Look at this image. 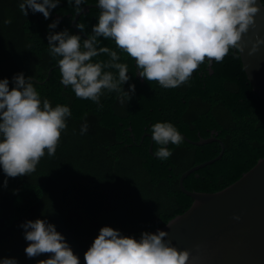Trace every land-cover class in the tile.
Here are the masks:
<instances>
[{
    "label": "trees",
    "instance_id": "trees-1",
    "mask_svg": "<svg viewBox=\"0 0 264 264\" xmlns=\"http://www.w3.org/2000/svg\"><path fill=\"white\" fill-rule=\"evenodd\" d=\"M20 2L0 0V80L11 82L15 74L24 73L32 77L42 99L47 98L53 107L69 106L72 115L55 155L49 157L46 152L35 172L7 178L0 168V258H15L18 264H38L49 258L26 256L28 243L20 225L29 220L47 219L54 224L80 264H85L84 254L101 228L111 227L139 240L142 232L165 226L191 207L193 199L180 189L181 175L215 159L221 144L196 146L183 140L179 146L170 144L172 155L161 160L154 155L160 145L151 139L142 149L129 146L125 131L130 126L140 139L144 127L150 131L156 123H171L186 135L196 125L204 129L206 123L218 132L225 152L219 161L185 179V188L192 192L221 191L264 158V101L253 91L234 50L222 63H213V74L203 64L187 84L175 89H163L156 82L142 85L135 77L134 60L120 53V62L128 64L132 76L129 84L139 89L123 104L116 93L105 90L100 98L103 107L99 108L91 100L76 98L70 86L65 88L60 83L58 58L48 51V26L54 21L60 23L52 31L68 29L77 34L71 27L74 7L61 0L46 20L30 10L24 16ZM92 4L96 0H85L82 7ZM98 15L99 10L91 8L79 17L77 23L85 24V34L91 33ZM6 19L11 24L5 25ZM100 40L101 46L115 49L113 41ZM108 59L102 55L94 61ZM129 84L124 85L125 91ZM132 108L144 115L133 119L129 115ZM85 122L88 131L81 135ZM151 144L153 154L149 152Z\"/></svg>",
    "mask_w": 264,
    "mask_h": 264
},
{
    "label": "clouds",
    "instance_id": "clouds-1",
    "mask_svg": "<svg viewBox=\"0 0 264 264\" xmlns=\"http://www.w3.org/2000/svg\"><path fill=\"white\" fill-rule=\"evenodd\" d=\"M76 16L84 12L85 0H67ZM61 0H22L19 10L24 16L42 14L47 20ZM97 23L87 38L68 29L54 32L59 20L49 27L48 51L57 59L60 83L71 87L76 98L91 100L99 108L105 90L116 93L121 104L130 101L136 85L129 84L127 63L120 62V53L135 61L136 76L156 82L163 89L187 84L200 65L209 68L222 63L230 51L237 54L247 47L244 36L257 27V17L264 10V0H96ZM10 19L3 21L11 24ZM75 27L85 33V24ZM111 40L115 49L101 46ZM264 40L252 43L249 56L255 55ZM107 55L106 61L94 58ZM11 83V87H10ZM129 84L128 91L124 85ZM71 109L53 107L41 98L32 77L15 74L11 82L0 80V168L7 178L29 176L40 160L57 151L62 133L67 129ZM88 131L82 124L80 134ZM153 141L160 145L154 155L167 160L172 152L165 147L179 146L183 137L171 123H156L150 129ZM3 181L7 187L8 179ZM234 219L239 220L236 216ZM28 243L29 259L48 255L38 264H80L66 238L47 219L29 220L21 224ZM168 232H142L139 240L122 235L111 227H103L84 254L85 264H189L191 253L180 251L166 239ZM0 264H18L15 258H0Z\"/></svg>",
    "mask_w": 264,
    "mask_h": 264
},
{
    "label": "water",
    "instance_id": "water-1",
    "mask_svg": "<svg viewBox=\"0 0 264 264\" xmlns=\"http://www.w3.org/2000/svg\"><path fill=\"white\" fill-rule=\"evenodd\" d=\"M91 8H96L95 4L85 6L81 15ZM81 15L72 20L71 27L77 35L87 38L75 27ZM256 19L257 27L244 36L247 47L239 55L248 82L264 101V45H260L255 55H248L253 42L264 40V10ZM217 141L211 139L197 144ZM219 142L221 152L215 159L181 175L180 189L193 199L191 207L151 233L158 229L168 232L166 239L171 240L173 246L191 253L189 264H264V158L238 181L216 193L192 192L184 186L189 175L222 158L225 145ZM236 216L240 219H234Z\"/></svg>",
    "mask_w": 264,
    "mask_h": 264
},
{
    "label": "flooded vegetation",
    "instance_id": "flooded-vegetation-1",
    "mask_svg": "<svg viewBox=\"0 0 264 264\" xmlns=\"http://www.w3.org/2000/svg\"><path fill=\"white\" fill-rule=\"evenodd\" d=\"M134 65H135V61H134ZM203 65V64H202ZM202 65H200V68L202 67ZM136 68V66H135ZM199 68V69H200ZM210 70V73L213 74V71L211 70V68H208ZM136 72H137V69H136ZM141 80L140 83H143L145 82V80L143 79H140L137 77V80ZM138 80V81H139ZM136 89H139L138 87H136ZM186 102V101H185ZM140 114H143L144 113H141L140 111L136 110L135 108H132V111L129 113V115L135 119L137 115H140ZM204 129H202L201 125H196L194 126L192 129H191V132L189 133V135H186L182 132H179L180 135H183L185 136V138H183L184 141H186L187 143L189 144H192V145H196V146H205V145H209V144H212V143H217L219 144L220 140L218 138V132L213 130V129H210L209 126L206 124L203 125ZM203 133L206 135V136H203ZM125 136H127L126 138V141L129 142V146L130 147H134V148H137V149H142L141 147H143L145 144H146V140L147 139H151L152 142L153 139H152V133L149 131V127H144V132L141 136V139L136 135V133L134 132V129L132 126L128 127L127 128V131H125ZM196 137V139H194ZM211 139H217L218 141L217 142H210V143H206V144H202V145H198L197 143L198 142H204V141H207V140H211ZM192 143H190V142ZM170 145V144H169ZM165 146L168 148V146ZM149 152L151 154H153V144H151L150 148H149Z\"/></svg>",
    "mask_w": 264,
    "mask_h": 264
}]
</instances>
